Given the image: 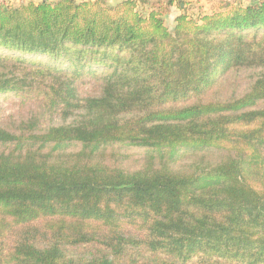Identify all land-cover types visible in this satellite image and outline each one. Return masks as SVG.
Returning a JSON list of instances; mask_svg holds the SVG:
<instances>
[{
  "label": "trees",
  "instance_id": "16d2710c",
  "mask_svg": "<svg viewBox=\"0 0 264 264\" xmlns=\"http://www.w3.org/2000/svg\"><path fill=\"white\" fill-rule=\"evenodd\" d=\"M187 3L0 2V264H264V0Z\"/></svg>",
  "mask_w": 264,
  "mask_h": 264
},
{
  "label": "rangeland",
  "instance_id": "374dc122",
  "mask_svg": "<svg viewBox=\"0 0 264 264\" xmlns=\"http://www.w3.org/2000/svg\"><path fill=\"white\" fill-rule=\"evenodd\" d=\"M189 8V13L198 14L201 12L208 13L214 9H228L226 4H236L239 0H186ZM250 0H241L243 3H247ZM179 9L174 7L172 12L166 16V22L169 27H173L175 16L179 13ZM0 102L2 110L0 112V123L11 124L13 121L19 120L22 116L29 113V109L32 108V104L29 101H25L20 95L15 93L0 94ZM133 157L140 159L144 154L143 148H134L131 150Z\"/></svg>",
  "mask_w": 264,
  "mask_h": 264
},
{
  "label": "crops",
  "instance_id": "0c3cea01",
  "mask_svg": "<svg viewBox=\"0 0 264 264\" xmlns=\"http://www.w3.org/2000/svg\"><path fill=\"white\" fill-rule=\"evenodd\" d=\"M27 1H35V2H38L40 0H0V2H5L11 6H18L20 5L21 3L23 2H27ZM110 2L112 3H115V2H118V1H121V0H109Z\"/></svg>",
  "mask_w": 264,
  "mask_h": 264
}]
</instances>
